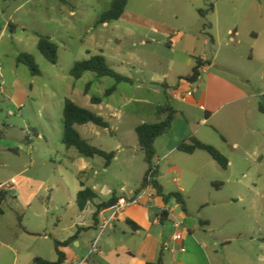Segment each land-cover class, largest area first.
<instances>
[{"label":"rangeland","instance_id":"rangeland-1","mask_svg":"<svg viewBox=\"0 0 264 264\" xmlns=\"http://www.w3.org/2000/svg\"><path fill=\"white\" fill-rule=\"evenodd\" d=\"M112 2L0 0V184L27 170L19 183L26 201L32 203L23 225L34 234L26 235L25 244L33 245L32 255L40 253L48 261L57 257L54 234L64 238L75 220L69 205L79 183L71 157L79 153L63 143L67 99L110 124L109 129L91 123L77 125L82 137L107 152L121 146L132 156L131 164L124 167L128 155L121 154L105 171V159L95 157L91 161L94 171H88L87 177L107 182L118 194L130 195L148 169L136 128L160 121L158 107L172 102L163 87L173 89L181 76L190 75L197 61L206 57L209 63L214 59L217 66L210 78L201 68L202 78L193 85L196 94L200 86L213 99L217 84L246 85L244 78L250 81L252 91L264 88V0H128L122 18L102 23L101 17ZM210 5L214 11L201 16L199 10ZM39 35L50 37L58 45L56 64L39 51ZM23 53L34 56L40 75L33 76L27 66L18 64L17 58ZM97 55L131 81L116 83L93 72L84 73L81 79L71 76L76 62ZM113 86L116 90L106 96ZM93 97H100L102 104H93ZM108 104L116 108V114H111ZM172 106L184 107L174 101ZM190 110L191 119L201 116L200 111ZM227 111L225 107L216 115L217 131L213 126L200 128L203 137L221 145L223 154L233 160L232 166L226 170L219 165L200 169L192 164L199 175L194 181L185 173L170 172L167 165L171 161L162 159L161 167L169 170L162 179L167 191H176L175 179L183 187L190 185L185 194L189 219L179 229L170 222L166 225L175 234L197 224L194 235L186 232V256L194 261L264 264V134L253 135L245 151L235 154L224 145L226 139L238 135L236 118L230 121ZM260 118L264 128V115ZM252 142L259 150H254ZM178 154L181 161H177L188 166L184 159L191 157ZM12 200L9 195L1 206L6 211L0 221L2 227L18 220V214L11 210L15 206ZM170 203L176 204L173 199ZM45 234L51 238L45 240ZM31 261L27 256L22 264Z\"/></svg>","mask_w":264,"mask_h":264},{"label":"crops","instance_id":"crops-1","mask_svg":"<svg viewBox=\"0 0 264 264\" xmlns=\"http://www.w3.org/2000/svg\"><path fill=\"white\" fill-rule=\"evenodd\" d=\"M252 34L255 39H258V33L254 31ZM201 60L204 63V66L202 67L204 70L203 72L207 73L209 78L214 77L210 73L213 68L217 66L214 59L211 63H209V60L206 57H203ZM201 78L202 73L199 80L195 83L186 82L187 84H182L180 81L173 89H171L169 85L163 87V91L168 100L171 99L172 102H178L184 107L178 109L173 106L177 111V115L172 128L167 134L158 138L162 139L160 143L157 142L158 139L155 142L156 155L154 157V163L158 165L157 181L161 185L165 195L177 192L182 195L184 200L185 194L190 190V185L187 183L188 187H183L180 185L179 179H175L177 185L176 191H167V185L163 183L162 179L166 176V171L169 170L161 167V161L162 159L170 160L171 163L167 165V167H170V172H178L180 175L185 173L189 179L194 181L199 175L195 172L196 166L193 165L194 167H191L192 164L198 165L200 169L218 165L208 154L205 156L203 154L204 151H196L193 154H188L191 158L184 159L187 160L188 166L185 165L183 167V165L178 162L181 161L178 153H183L179 151V145L183 142H189L192 138H197L203 143L214 145L215 148L217 147L223 154L221 145H217L218 143H215V141L212 143L213 141L203 137L205 133L201 132V126H213L215 129L216 127L214 126L216 125L214 119L216 118V115L219 114L222 109L228 107L226 116L230 121L231 119L236 118L234 128L238 135L231 140L226 139L224 145H228L231 151L235 154L245 151L246 146L251 141L253 135L262 136L261 134H264V128L260 125L262 123L260 116L264 115L260 111L261 106L264 105L263 87H257L256 90L252 91L248 87L250 81L245 78L244 80L248 82L246 85L227 84L224 86L217 84L215 88V94H217V97L212 99L208 96L206 91L200 89V86L197 87L198 94L194 91L193 85L198 83ZM215 82H218V80H215ZM174 89L192 90L193 95L185 102L174 100L169 93V90ZM172 102L170 103L169 101L168 103L172 105ZM101 104L98 105L100 106ZM108 106L110 107L111 114H116V108L111 104H108ZM191 108L201 112V116L198 119H191ZM215 130L217 131V129ZM96 133L99 134L98 132ZM39 137L41 138L42 136ZM254 150H259V145L257 143H254ZM115 152L116 156L109 167H111L115 161H118L120 155L123 153L128 155L124 158V167L129 165V163L131 164L132 156H130V151L125 152L123 147L118 146ZM93 159L94 158L82 157L80 154L79 156L71 157L72 165L75 167L77 166L76 175L79 183L78 187L75 189L74 202L69 205L71 211L75 215V220L68 228L64 238H60L58 235L54 234V238L56 239L54 241L59 242L71 240L76 235V238L72 239L71 243L60 248V251L64 253L66 257L63 264H147L148 262H155L160 253L163 254L164 264H205L200 263L198 259L194 261L191 257L186 256V244L188 243L186 232L189 230L188 232L194 235L198 229L197 224H191L188 227V230L184 228L185 231L182 233L183 239L182 241H179V243L173 240V236L176 233H170L171 231L168 230V226L166 225L167 222H170L171 225L173 223L175 226L177 221H174L177 219H180L178 221L182 222V224H186L189 219V208L186 200V210L184 211L176 201V204L172 206L170 203L171 201L165 203L163 198L157 196L154 192L152 198H144L141 204L127 207L113 222V227L107 229L106 231L108 232H105L102 236H99V228L105 220L111 217L112 211L110 208L104 209L99 213V225L97 226V229H91L94 225L93 215L98 204L109 201L113 196L119 199L123 196L133 197L141 192L137 193L141 182L131 191L130 195H123L118 194L117 191L112 189L107 182L100 183L89 179L86 173L88 171H94V163L91 162ZM228 160L229 164L232 166L234 163L233 160ZM174 161L178 162V164L173 163ZM106 168L108 167L104 165V171ZM25 172H27L26 169L17 175H13L15 177H11L4 181L3 183L15 180L16 184L8 191H0V194H3L4 196L2 204L10 195L15 204L11 210L18 214V220L9 227L0 226V264H22L27 256H29L30 261H33L36 257L45 259L44 255H41L40 253H35L39 255H32L34 254L33 245L27 246L25 244L26 235L34 234L29 228H25L23 225L25 215L32 203L31 201H26L23 185L19 183V179H24L21 174ZM95 174L97 173L95 172ZM83 175L85 177H82ZM25 182L26 181H24V183ZM125 185L127 186L126 183ZM84 188L92 189L96 193L97 198L93 202L88 203L84 210H80L77 204V195ZM122 190L125 189L123 188ZM35 198L36 197H33L34 200ZM2 204L0 205V221L6 216V211L1 208ZM179 209H181V212L177 214L176 212ZM163 211L168 212L167 220L155 223L154 219ZM51 234H45L44 239L48 240L51 238ZM98 237L99 243L97 251L91 254L90 252L93 242ZM182 248L185 249V252L180 251ZM56 256V259L49 260L52 262L57 261V252ZM204 257L202 262H204V259L206 260V256ZM206 261L207 264H210V260Z\"/></svg>","mask_w":264,"mask_h":264},{"label":"trees","instance_id":"trees-1","mask_svg":"<svg viewBox=\"0 0 264 264\" xmlns=\"http://www.w3.org/2000/svg\"><path fill=\"white\" fill-rule=\"evenodd\" d=\"M128 0H113L110 9L104 13L101 17V22H108L119 20L125 12ZM213 5L207 10H199L201 16H205L207 13L213 12ZM38 49L41 54L52 64H56L58 61V45L54 43L50 37L39 35ZM18 64L27 66L33 76L41 74L39 67L37 66L34 56L28 53H23L17 58ZM204 63L201 59L197 61L196 66L193 68L192 73L186 77H181L180 81H186L189 83H195L201 77V68ZM93 72L99 77H111L116 83L130 82L131 80L116 72L111 68L108 61L102 55L92 56L89 59L76 62L70 74L75 79H81L84 73ZM116 90V86L111 87L106 91V96H110ZM92 103L95 105L101 104L102 99L100 97H93ZM260 111L264 114V105L261 106ZM157 115L160 118L158 123L149 124L143 123L136 128V133L141 150L145 154L146 161L148 163V169L143 177L140 188L137 193L142 189L153 186L156 195L161 196L165 203H168L174 199L181 208L186 210V202L180 193H170L165 195L162 187L157 181L158 165L154 163V157L156 155L155 142L158 138L167 134L172 128L173 122L176 118L177 111L169 103L163 106H159L157 109ZM93 124L103 129H109L110 124L102 116L93 113L92 111L78 106L73 101L67 99L64 107V136L63 143L67 148H74L78 153L85 158L101 157L105 159V166L109 167L116 156L115 151L107 152L101 148L92 145L88 140L82 137V135L75 128L77 125ZM179 151L186 154H193L196 151H204L207 153L222 169L226 170L229 167L228 158L222 154L217 148L212 145L206 144L192 138L189 142H183L179 145ZM84 187V185H83ZM97 198L96 193L90 188L82 189L77 195V204L80 210H84L88 203L93 202ZM4 200L3 194H0V205ZM116 197H112L107 202H102L96 206V211L93 215L94 225L91 229H97L99 225V213L107 208H110L117 202ZM168 218V212H162V222ZM76 235L72 238L75 239ZM71 240L66 242L55 241V249L58 255V260L55 262L45 260L40 257H36L31 264H63L65 262V254L60 251V248L71 243ZM147 264H164L163 254L160 253L155 262H148Z\"/></svg>","mask_w":264,"mask_h":264},{"label":"built area","instance_id":"built-area-1","mask_svg":"<svg viewBox=\"0 0 264 264\" xmlns=\"http://www.w3.org/2000/svg\"><path fill=\"white\" fill-rule=\"evenodd\" d=\"M169 93H170V96H171L172 99L178 100V101H182V102H185L188 98H190L193 95V91L192 90H181V89L169 90ZM15 184H16L15 180H11L10 182H6V183H3V184H0V191H4V190L8 191L13 186H15ZM151 189L153 191L149 192V190H151ZM154 192H155V189L151 185V186H148V187L142 189V191L136 196H133V197H124L123 196V197H120L117 200V202L110 207V210L112 211V215H111L110 218L105 220L103 222V224L100 226V228H99V236H102L106 232L107 229L113 227V222L116 220V218L127 207L141 204V202H142V200L144 198H152L154 196ZM161 220H162V213L154 219L155 223H159V222H161ZM182 226H183L182 222L177 221L175 223V227L177 229L181 228ZM182 239H183V234L180 233V232H177L173 236V240L174 241L179 242V241H182ZM98 243H99V237L96 238L94 240V242H93V245H92V248H91V252H90L91 254H93V253H95L97 251ZM180 251L181 252H185V249L182 248ZM79 264H81V263H79Z\"/></svg>","mask_w":264,"mask_h":264}]
</instances>
